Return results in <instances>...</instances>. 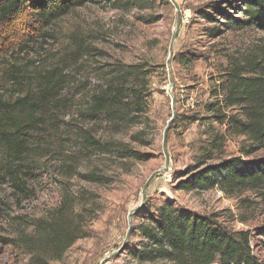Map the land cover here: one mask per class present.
<instances>
[{"label": "rangeland", "instance_id": "374dc122", "mask_svg": "<svg viewBox=\"0 0 264 264\" xmlns=\"http://www.w3.org/2000/svg\"><path fill=\"white\" fill-rule=\"evenodd\" d=\"M228 1L233 0H152L149 8L128 10L113 8L106 0L98 4L89 1L40 31H33L29 21H34V17L26 12L9 25L0 26V97L10 98L13 94V87L3 74L8 62L31 59L36 66L47 67L65 51L72 36L102 52V58L90 60L93 64L146 62L155 68L149 83L147 124L130 127L127 133L117 135L133 149L149 154L148 160L115 162L108 157H95L91 161L69 163L72 161L67 153L71 151L66 147L68 150L62 152L60 144L66 133L61 127L58 131L46 127L42 138L35 135L32 141L38 146L49 143L48 154L34 156L41 163L40 169L26 176L22 190L0 173V264H168L140 263L129 255L137 239L135 226L141 222L139 216L154 211L164 200L197 213H218V221L230 231H250V248L264 260V236L257 230L264 225V201L255 193L229 195L217 187L203 191L178 188L179 175L202 159V147L214 135L221 137V146L210 152L211 158L206 163L232 157L264 158V148L245 155L244 137L227 133L224 125L211 119L190 123L185 120L191 115L211 116L212 112L205 107L213 103L216 79L230 59L264 52V33L251 27L209 35L210 28L224 26L198 17L197 9L217 2L222 7H233L227 5ZM235 1L239 7L238 0ZM35 25L38 27L40 23ZM176 55L193 60L177 64ZM84 76L85 69L75 79L80 82ZM143 127L150 144L130 142V132ZM166 127H169L167 163L162 148ZM1 153L0 148V158ZM64 159L66 163H62ZM75 167L78 172L102 171L109 177V183H87L72 174ZM67 191L77 195L91 192L96 196L98 207H93L87 222L89 235L76 240L58 260L32 258L19 237H30L33 242L36 235L33 223L47 218Z\"/></svg>", "mask_w": 264, "mask_h": 264}, {"label": "trees", "instance_id": "16d2710c", "mask_svg": "<svg viewBox=\"0 0 264 264\" xmlns=\"http://www.w3.org/2000/svg\"><path fill=\"white\" fill-rule=\"evenodd\" d=\"M89 1L102 2L0 0V26L9 25L26 12L34 17V21H29L33 31H40ZM106 2L118 10L149 8L153 4L152 0ZM235 2L228 1L227 5L233 7H222L217 2L214 6L197 9L198 17L224 26L210 28L209 35L246 27L264 33V0H238L239 7ZM36 23L40 25L37 27ZM103 56L91 43L72 36L65 51L47 67L36 66L31 59L21 62L14 59L7 63L3 74L13 87V94L10 98L0 97V173H4L15 188L22 190L26 176L40 169L41 163L34 156L48 154L49 143L38 146L32 141L35 135L42 138L46 127L51 131L61 127L66 133L60 144L62 152L68 150L66 147L71 151L67 153L72 161L69 163L91 161L95 157H108L115 162L142 161L151 157L133 149L117 135L127 133L130 127L147 124L149 83L155 68L146 62L93 64L90 61ZM190 60L193 58L175 56L177 64H186ZM84 69V79L79 82L75 78L77 74H83ZM216 80L217 87L212 91L215 99L205 107L212 112L211 116L191 115L186 117V122L211 119L224 125L227 133L244 137L247 142L243 149L245 155L264 148V52L255 51L230 59ZM129 139L141 146L151 142L144 127L130 132ZM220 146L218 135L207 139L202 147V159L179 175L178 188L203 191L217 187L229 195L250 191L264 201V158L232 157L206 163L211 158L210 152ZM66 162L62 160V163ZM76 170L77 167L72 174L87 183H109V177L102 171ZM79 198L86 201L81 203ZM96 200L91 192L63 193L47 218L33 223L34 241L31 242L30 237H19L24 247L29 248L32 258L43 256L46 260H58L76 240L87 237V222L93 207H98ZM139 217L141 222L135 226L137 239L134 247L129 249V255L140 263L264 264L250 248L251 232L228 230L218 221V213H197L164 200L154 211ZM257 230L264 236V225Z\"/></svg>", "mask_w": 264, "mask_h": 264}, {"label": "water", "instance_id": "95a60500", "mask_svg": "<svg viewBox=\"0 0 264 264\" xmlns=\"http://www.w3.org/2000/svg\"><path fill=\"white\" fill-rule=\"evenodd\" d=\"M169 127H166L164 134H163V142H162V148L165 156L166 163L168 162V153L166 149V142H167V131Z\"/></svg>", "mask_w": 264, "mask_h": 264}]
</instances>
